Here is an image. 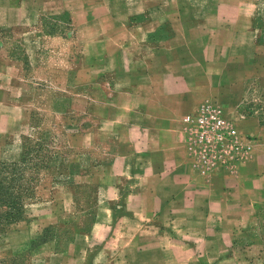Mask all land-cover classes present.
<instances>
[{
  "label": "crops",
  "instance_id": "1",
  "mask_svg": "<svg viewBox=\"0 0 264 264\" xmlns=\"http://www.w3.org/2000/svg\"><path fill=\"white\" fill-rule=\"evenodd\" d=\"M259 15L258 0H0V156L52 174L11 253L45 236L35 264H264ZM206 100L243 111L254 150L235 175L192 161L183 119Z\"/></svg>",
  "mask_w": 264,
  "mask_h": 264
},
{
  "label": "built area",
  "instance_id": "2",
  "mask_svg": "<svg viewBox=\"0 0 264 264\" xmlns=\"http://www.w3.org/2000/svg\"><path fill=\"white\" fill-rule=\"evenodd\" d=\"M183 122L192 161L207 180L220 173L235 175L253 158L252 138L241 132L222 105L206 100Z\"/></svg>",
  "mask_w": 264,
  "mask_h": 264
},
{
  "label": "rangeland",
  "instance_id": "3",
  "mask_svg": "<svg viewBox=\"0 0 264 264\" xmlns=\"http://www.w3.org/2000/svg\"><path fill=\"white\" fill-rule=\"evenodd\" d=\"M259 1V7H260V15L257 18V25L260 26L261 22L264 21V0H258ZM215 102V101H214ZM217 103V102H216ZM222 105L226 111L228 112L229 116L234 119L235 121L237 119H241V114L243 111L241 110H233V108L230 109L227 103H218ZM238 128L239 127V124ZM3 141H0V144ZM28 147H31L32 149H36L35 143L31 142L27 144ZM34 149V150H35ZM48 150H51V148ZM65 153H67V150H64ZM26 163L20 165L21 161H3V159L0 156V180H7L6 184L9 185V182L11 181V178L13 175L11 174V171L16 168L24 170V175L19 173L17 174V178L20 176H23L22 179H16L17 181L14 182L13 186H19L23 185L20 183H24L28 188V193L23 197V213L24 217L22 220L17 221L13 225L7 229L5 233L0 234V264H35L36 260H38V256H36L37 253H34L32 248H35L38 245H41L43 241L46 239V237H42V239L36 241V243L31 244V247L29 250H24L23 253H18L16 255L11 253V245L14 238V229L15 225L26 221L29 219V216L31 214L32 207L37 202V187L45 181V179L49 178L52 174H44L42 173V170L46 166L51 165V159L48 158H37L36 156H31L30 158H27ZM15 176V175H14ZM67 181V177H65ZM1 182V181H0ZM5 184V183H4ZM43 258L46 257L45 254L42 255ZM41 257V256H40ZM39 260H43L40 258Z\"/></svg>",
  "mask_w": 264,
  "mask_h": 264
},
{
  "label": "trees",
  "instance_id": "4",
  "mask_svg": "<svg viewBox=\"0 0 264 264\" xmlns=\"http://www.w3.org/2000/svg\"><path fill=\"white\" fill-rule=\"evenodd\" d=\"M24 163H26L25 159L20 162V165ZM25 172L20 168H16L11 171V174L16 179H22L23 176L19 178L16 176L19 173L24 175ZM15 178L10 179L9 185L6 184L7 180H0V234L5 233L11 225L22 220L24 217L23 197L28 193L29 188L24 183H20L23 185L14 187L13 184L17 181ZM40 239L42 237L33 240L32 244ZM32 249L34 250L35 248Z\"/></svg>",
  "mask_w": 264,
  "mask_h": 264
}]
</instances>
